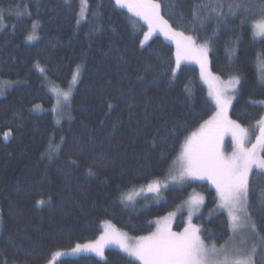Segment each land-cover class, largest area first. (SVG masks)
Wrapping results in <instances>:
<instances>
[{
	"label": "trees",
	"instance_id": "1",
	"mask_svg": "<svg viewBox=\"0 0 264 264\" xmlns=\"http://www.w3.org/2000/svg\"><path fill=\"white\" fill-rule=\"evenodd\" d=\"M159 2L164 19L198 35V43L217 33L210 43L211 72L223 80L242 77L229 118L249 128L251 137L258 135L256 121L264 107L250 103L264 100L259 79L264 38L252 31L261 12L258 0H244L249 11L235 16L228 15L232 0H212L225 5L224 19L218 24L213 15L204 27L192 15L202 0ZM80 8V0H0V264H48L54 252L98 239L105 222L131 237L147 236L158 219L178 210L194 192L205 198L193 219L202 238L225 245L232 235L230 221L208 183L170 186L159 200L151 195L132 204L120 199L166 178L186 137L214 114L199 66L185 63L172 79L174 42L157 34L141 47L147 26L115 0H88L84 18ZM181 16L184 24L178 27ZM29 35L36 38L29 41ZM52 85L73 90L63 118L54 112ZM249 178L254 189L249 212L256 232L264 235L258 200L264 172L253 170ZM187 216L178 213L176 231L185 228ZM255 261L264 264V250L257 251ZM53 264L140 263L108 249L103 259L61 256Z\"/></svg>",
	"mask_w": 264,
	"mask_h": 264
},
{
	"label": "snow or ice",
	"instance_id": "2",
	"mask_svg": "<svg viewBox=\"0 0 264 264\" xmlns=\"http://www.w3.org/2000/svg\"><path fill=\"white\" fill-rule=\"evenodd\" d=\"M116 5L127 7L129 12L139 17L147 24V31L143 33L140 46L143 47L156 32H160L168 40L174 41L176 45L175 67L169 68L172 79L180 70L182 61L193 59L200 65L201 78L209 84L210 95L215 102L216 112L213 117L205 121L197 131L192 132L184 140L182 150L173 162L178 165L176 174L171 175L170 183L182 185L187 180H207L215 186L219 197V207L227 211L233 233L250 229L253 232L252 246L250 250H244L236 245H226L217 248L216 245L206 244L202 238L201 229L192 223V216L199 211L200 205L204 203V196L193 193L185 203L189 207L188 225L183 232L176 233L171 230L169 220L173 213L167 217L158 219L155 224V231L147 236L135 238L130 242L127 234L116 230L108 222H105V231L96 241L87 244H76L72 249L73 253L82 251L95 252L99 256L104 255V248L108 244L118 245L129 256L135 257L141 264H256L255 255L258 250H264V235L256 232L257 224L250 215L249 209L252 204L251 196L254 189L250 183L249 175L253 166L264 169V116L256 121L259 134L255 136V142L250 143L252 133L249 128L243 127L240 123L228 116V109L232 106L241 86L242 77L240 74L230 75L227 81L215 76L209 69L210 43L213 42L217 33L214 31L204 38L202 43L198 35L186 34V30H177L168 20L161 15V3L159 0H115ZM261 7L260 18L252 23L254 37H264V0H258ZM80 18H84L88 9V0H80ZM223 3H213L212 0H202L193 9V18L200 21L201 27L213 17L217 18L219 24L224 19ZM228 15L249 11L244 0H232L227 5ZM219 9V11H217ZM207 15L202 17V13ZM31 15L30 13H28ZM2 19V12H0ZM80 20H77L79 24ZM246 21L242 20V24ZM178 27L183 26V16L176 22ZM33 32L37 23L33 22ZM195 31V29H193ZM36 38L29 35V41ZM239 38L237 37V41ZM234 54V50L230 55ZM40 71H44L40 69ZM80 75L79 66L72 76V82H76ZM261 85L264 86V74L260 76ZM10 82L4 81L7 85ZM4 93V87L0 86V95ZM71 90L63 93L64 101H68ZM253 106L264 107V100L250 101ZM131 107V105H129ZM109 109L113 107L108 105ZM231 135L233 151L230 155L224 153V136ZM11 132H4L3 138L7 140ZM51 148V145H50ZM75 163V162H73ZM89 174H94L89 168ZM171 172V169H170ZM164 188L168 184L163 185ZM143 190V189H141ZM148 192L160 193L161 184L153 180L147 185ZM121 201H131L132 195L121 194ZM258 200L264 208V190L258 194ZM43 204L44 201H38ZM64 253L56 251L48 264H53L56 258Z\"/></svg>",
	"mask_w": 264,
	"mask_h": 264
},
{
	"label": "rangeland",
	"instance_id": "3",
	"mask_svg": "<svg viewBox=\"0 0 264 264\" xmlns=\"http://www.w3.org/2000/svg\"><path fill=\"white\" fill-rule=\"evenodd\" d=\"M122 8H124V9H126V10H128V8L125 6V7H122ZM129 11V10H128ZM131 13V12H130ZM132 15H133V13H131ZM260 15H261V12H260ZM260 15L258 16V18L257 19H259L260 18ZM136 17V16H135ZM139 18V17H138ZM140 19V18H139ZM257 19H255V20H257ZM141 20V19H140ZM146 26H147V24L143 21V20H141ZM147 31V30H146ZM157 34H162V33H160V32H156V33H154V35L152 36V38L155 36V35H157ZM163 35V34H162ZM164 36V35H163ZM151 38V39H152ZM257 39H262V38H264V37H256ZM150 39V40H151ZM149 40V41H150ZM149 41L145 44V45H147L148 43H149ZM170 41H172V40H170ZM172 42H174V41H172ZM144 45V46H145ZM261 62V64H260V71H261V75L262 74H264V65H263V63H262V61H260ZM185 63H187V64H195V65H198L199 66V68H200V65L195 61V60H193V59H188V60H184V61H182V63H181V65H183V64H185ZM181 67V66H180ZM209 69H210V56H209ZM210 71H211V69H210ZM213 74V73H212ZM214 75V74H213ZM216 76V75H215ZM221 80H223V79H221ZM77 81H78V79L76 80V82H72L73 84V86H74V88H75V86H76V84H77ZM203 81L205 82V80L203 79ZM223 81H227V80H223ZM206 83V85L208 86V93H209V95H210V92H211V89H210V87H209V84L207 83V82H205ZM69 89L71 90V95H70V98H69V100L68 101H64V99H63V93L64 92H66V91H69ZM69 89H61V88H59V87H56V86H51V90H52V93H53V95H54V97H55V99H56V107H54V112H55V109H56V112L58 113V115L61 117V118H63L65 115H66V113H67V111H68V109H69V106H70V100H71V96H72V93H73V90H72V88H69ZM210 97H211V99H212V96L210 95ZM213 100V99H212ZM213 102H214V100H213ZM215 103V102H214ZM216 106V105H215ZM215 112H216V110H215ZM215 112H214V114H215ZM213 114V115H214ZM58 115H56V120H57V122L58 123H61V121L63 120V119H61ZM213 115L209 118V119H211L212 117H213ZM228 116H229V109H228ZM208 119V120H209ZM200 128V127H199ZM198 128V129H199ZM197 129V130H198ZM196 130V131H197ZM258 134H259V131H258ZM255 142V137H250V143L247 145L248 147H251V143H254ZM224 153H225V155H230L231 154V152L233 151V142H232V138H231V135L230 134H228V135H225L224 136ZM253 170H258V171H262V172H264V169H258V168H256L255 166H253ZM177 171H178V165H176V166H173V168H172V170H171V172L169 173V175L166 177V178H164V179H159L158 181L160 182V184H161V191H160V193H154V192H148L147 191V185L148 184H146V185H143V186H141V187H139V188H136V189H134L133 191H131V192H129L128 194H126V195H132V200L131 201H128V200H124V202H126V203H128V204H132V202L133 203H135L136 202V200L137 199H139L140 197H142V196H148V195H151V196H155V197H157L158 198V200L160 199V198H162V194H163V192H164V190L166 189V188H164L163 187V185L164 184H168V187H170V186H183V185H185V184H187V183H191V182H196V183H208V184H210V186L216 191V189H215V186L214 185H212L209 181H207V180H187V181H185L182 185H177V184H171L170 183V177H171V175H173V174H176L177 173ZM251 174V173H250ZM249 177H250V175H249ZM167 187V188H168ZM141 189H143V190H141ZM194 193H198V192H194ZM199 194H201V193H199ZM202 195V194H201ZM218 199H219V197H218ZM204 203H205V198H204ZM204 203L202 204V205H200V208H199V211L198 212H195L194 214H193V216H192V223L194 224V222H193V219H194V217L195 216H197L200 212H201V210H202V207L204 206ZM219 204H220V201H219V203H218V207H219ZM219 209L220 210H222V211H224V212H226L227 213V211L225 210V209H222V208H220L219 207ZM187 212V213H189V207H188V205L186 204V203H184L178 210H176V211H174V212H172L173 213V215L170 217V220H169V224H170V227H171V230L173 231V232H176V233H180V232H183V230L182 231H180V232H178V231H176L175 229H174V225H175V221H176V218H177V216H178V213L179 212ZM169 215V214H168ZM168 215H166L165 217H167ZM164 218V217H163ZM108 223H110V222H108ZM111 225H112V227H114L116 230H118L112 223H110ZM188 225V216H187V222H186V226ZM185 226V227H186ZM104 231H105V224H104V226H103V233H104ZM118 231H120V230H118ZM120 232H122V231H120ZM231 232H232V235H231V238H230V240L227 242V245H229V246H231V245H236V246H238V247H240V248H242V249H244V250H250V248H251V246H252V243L254 242V240H253V232L250 230V229H247V230H243V231H239V232H237V233H233V231H232V229H231ZM102 233V234H103ZM122 233H124V232H122ZM101 234V235H102ZM126 234V233H125ZM258 234V233H257ZM100 235V236H101ZM127 237L129 238V241L130 242H134V240H135V238H137V237H131L130 235H128L127 234ZM100 238V237H99ZM98 238V239H99ZM98 239H96V240H98ZM96 240H94V241H96ZM91 242H93V241H91ZM87 243H90V242H87ZM87 243H84V244H87ZM83 245V244H82ZM226 245V244H225ZM225 245H223V246H225ZM217 248H220V247H217ZM73 249V248H72ZM72 249H69V250H67V251H65L64 252V255H62L63 257H79V256H83V255H92V256H95V257H97V258H101V259H103L104 258V256H105V252H106V250H108V249H115V250H118V251H120V252H122V253H124V254H126L127 256H129L128 255V253H126V252H124L118 245H116V244H108V245H106L105 246V248H104V255L103 256H99V255H97L95 252H91V251H82V252H79V253H73L72 252ZM129 257H131L132 259H134L135 261H137L138 263H140L141 264V262L139 261V260H137L135 257H132V256H129Z\"/></svg>",
	"mask_w": 264,
	"mask_h": 264
}]
</instances>
